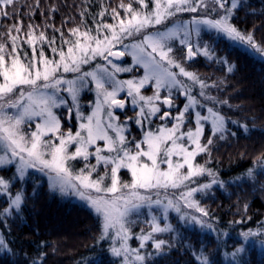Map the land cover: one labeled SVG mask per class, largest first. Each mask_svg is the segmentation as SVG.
Here are the masks:
<instances>
[{
    "label": "snow or ice",
    "instance_id": "6c2138e0",
    "mask_svg": "<svg viewBox=\"0 0 264 264\" xmlns=\"http://www.w3.org/2000/svg\"><path fill=\"white\" fill-rule=\"evenodd\" d=\"M134 2L140 5L139 9L133 7V0H129L127 4L121 0L117 7L110 10L112 19L118 23L109 24L101 19L99 23H96L94 31L86 25L87 9H84L81 12L80 23L69 29L70 35L67 38L61 29L45 24L44 27H51L54 33L61 32L60 47L56 46L57 37L55 35L49 37L46 31H38L39 25L30 23L25 31L22 20L10 25L6 32L0 33V149L5 153L0 155V167L15 164L16 173L21 180L24 179L28 169L36 168L48 175L50 189L59 190L62 194L76 195L85 201L101 219L99 239L104 240L109 237L110 233H114L112 237L114 245L115 241H119L120 246H113L111 252L116 257L123 256V264H144L146 259L138 249L130 248L127 243L131 237V227L135 224V221L129 217L134 212L138 214L143 207H148L150 210V219L147 222L151 231L144 233L142 230L137 237L140 240V247L144 248L146 242L151 241L156 252L163 254L164 246L168 242L157 239L154 234L172 232L174 229L171 224L167 223L162 227L158 216L151 214V210L154 207L159 209L163 219L167 220L170 210L178 214L182 213L180 203L182 201L184 208L194 209L200 213L201 217H206L209 215L208 211L200 207L199 203L193 199V195L196 192L210 189L212 184L221 183L215 179V174L211 169L196 163L195 159L201 153L211 154V146L215 143L213 137L218 135L221 140L226 138L224 135L228 131L226 117L213 107H209V116L196 113L194 131L180 132L178 136L177 132L180 131V125L184 123L185 113L199 102L190 94V88L178 80V74L171 69L178 68L179 75L187 77L194 83H199L200 95L206 101H211L213 104H227L228 102L227 100L219 101L216 97L208 95L204 91L208 86L194 73L186 71L173 58L171 55L174 51L172 42L179 39L182 45L187 44L192 32L199 35L201 26H206L233 41H239L255 49L264 56V46L255 41L252 33L244 34L230 23L233 10L238 7L239 0H231L230 7L224 0H151L150 10L145 0H134ZM209 3L212 5V12L216 10L215 5H219L225 14L220 15L218 19L193 16L191 21H178L171 27L167 26L166 22L178 13H197L200 9L207 12ZM17 5L18 0H0V18L11 19L19 15L16 11ZM30 7L29 15L31 16L35 14V8L39 7V0L34 7ZM9 8L13 9L11 15ZM119 9L123 10V16ZM55 11H57L56 8L50 9V12ZM108 13V7L102 5L98 15L103 18ZM61 23L64 24L65 21ZM157 25H163V30L148 31V29L156 28ZM181 33H183V38H181ZM138 35H142L143 38L131 44H124L125 39ZM45 44L59 56V59H50L46 56L43 47ZM117 44H122L124 51H114ZM24 45L31 48V55ZM63 45H67V51L64 50ZM187 47L188 59L200 52L199 48L193 51L191 44H187ZM125 54L132 55L134 62L145 69V74L138 84L132 80L123 82L115 80L114 72L131 69L113 64L109 57L119 58ZM203 55L209 56L207 48L203 51ZM96 57H101L106 64H97L94 70L82 72V65L90 64ZM107 64H111L114 72L109 71ZM233 67L230 66L228 71H233ZM66 73L77 75L74 79L68 80L63 76ZM88 77L95 82L98 95L93 115L87 118L88 123L80 124L81 131H77L75 135L71 132L66 135L62 133L57 135L60 130V121L53 114L52 109L64 103V100L58 97V93L63 85H67L66 90L71 95L73 105L78 109V95L81 88L88 83ZM150 79L156 81V94L152 97L139 95L140 88ZM106 84L112 85L111 91L106 89ZM124 84L128 86L130 96L133 92L136 93L133 97V104H137L138 100L144 101L145 105L150 106L151 115L160 111L153 101L160 99L159 90L161 88L166 87L171 96V90L179 87L182 94L187 95L188 98V103L178 113L177 123L172 128H161L158 134L146 133L143 141L135 144V150L126 146L125 137L121 134L123 129L109 123L107 127L115 130L117 134L116 139H113L99 119V113L104 105H108L109 108L113 105L124 107V101L116 99L117 92L122 90ZM100 96H103L102 101L99 99ZM163 103L171 107L173 101L165 98ZM79 115L77 111L78 118ZM138 115L144 116L143 107ZM168 115L169 113L165 112L161 119ZM108 116L115 119L111 111L108 112ZM34 117H40L42 123L36 124V131H32L29 137L22 129V125L26 120L31 121ZM94 117L96 118L95 123H93ZM209 119L212 125V135L208 136L207 143H202L204 127L201 121ZM139 122L138 120L137 123ZM232 123L237 122L232 121ZM241 127H244L246 133L249 131L247 126L241 125ZM82 132H86L87 135H82ZM48 133H52L59 140V144L44 140L43 137ZM184 137H187L191 147L185 146L182 142ZM97 140L105 142L104 148L96 147L95 152L90 153L89 145H95ZM73 143L76 144L75 152L70 153L69 145ZM143 145H147V150H144ZM104 151H107L109 155H102ZM90 156H95L96 163H85L78 172H75L74 166L69 164V161L79 158L88 161ZM173 157L181 159L174 160ZM257 160H264V155L258 157ZM162 163L167 164V169L161 168ZM100 165L104 166L103 174L98 173ZM109 167L110 185L105 183L109 178ZM121 169H127L131 174L130 182H121L119 176ZM93 173H97L96 178H93ZM205 173L214 177L211 183L201 184L195 188L188 186L189 182H195L196 177L203 176ZM247 175L254 177V170L249 169ZM221 187H223L222 183ZM9 189L10 182L0 178V193L8 194ZM169 189L187 190L181 191L174 200L168 198ZM160 190H164L166 204L159 198ZM153 191L157 196L155 200L152 198ZM93 192L111 194V196L110 198L104 195L93 196ZM23 200L22 191H18L14 197L10 196L8 208L4 209L3 214L11 215L10 210L13 208L19 211ZM247 207L245 205V210ZM181 220L198 224L202 228H212L211 224L194 215L189 217L188 214H182ZM254 235L255 233L251 230L241 233L245 240ZM7 248L8 245L0 237V249ZM243 251V246L237 248L232 253L233 258ZM197 259L199 264H210L203 252Z\"/></svg>",
    "mask_w": 264,
    "mask_h": 264
},
{
    "label": "trees",
    "instance_id": "16d2710c",
    "mask_svg": "<svg viewBox=\"0 0 264 264\" xmlns=\"http://www.w3.org/2000/svg\"><path fill=\"white\" fill-rule=\"evenodd\" d=\"M120 2L39 0V7L30 16V6L34 7L37 0H18L19 15L0 18V33L22 20L25 31L30 23L39 25L38 31H46L49 37L55 35L56 46L60 47L61 32L54 33L45 24L61 29L67 38L69 29L80 23L81 12L87 9L86 25L94 31L101 19L109 24L118 23L112 19L110 10ZM123 2L127 4L129 0ZM145 2L150 6V0ZM102 5L109 9L103 18L98 15ZM133 7L139 9L140 5L133 0ZM52 8L57 11L50 12ZM8 11L11 15L13 9ZM119 11L123 16V10ZM230 23L244 34L252 33L255 41L264 46V0H239ZM198 42L197 48L202 53H197L190 62L181 45L174 46V58L208 86L204 89L208 95L228 102L213 104L197 93L194 95L202 104L226 117V138L213 137L211 154L201 153L195 159L196 163L211 169L223 187L217 183L196 197L200 207L209 213L203 220L212 225V232L186 227L174 218V231L157 237L168 242L164 253L151 252L144 264H199L197 257L201 252L210 264H264V167H261L264 160H257L264 155V61L213 33H202ZM43 47L48 58H59L47 44ZM63 47L67 51V45ZM24 48L31 55V48L27 45ZM205 48L211 58L203 55ZM230 66H234L231 72ZM178 79L182 80L180 76ZM160 97L174 98L178 108L173 114L184 101L179 91L171 96L161 92ZM66 113L58 112L61 132L72 129ZM241 125L249 131L246 133ZM210 135L212 132L205 125L201 142L207 143ZM126 136L129 148L134 150V143L141 140L140 133L130 125ZM249 169L254 170V177L247 175ZM0 177L10 182L11 194L18 191L24 194L20 210L11 209V215L3 214L10 199L0 196V235L8 245L7 252L0 253V264H118L110 253V242L99 239L101 221L89 208L60 199L50 191L47 180L36 173L20 180L11 166L0 169ZM120 178L130 179L127 171H122ZM202 181L204 178L199 183ZM249 230L255 235L245 240L241 233ZM241 246L244 251L233 258L232 253Z\"/></svg>",
    "mask_w": 264,
    "mask_h": 264
},
{
    "label": "rangeland",
    "instance_id": "374dc122",
    "mask_svg": "<svg viewBox=\"0 0 264 264\" xmlns=\"http://www.w3.org/2000/svg\"><path fill=\"white\" fill-rule=\"evenodd\" d=\"M224 2L227 4V6H229V7L231 6V0H224ZM151 7H152V3L150 2L149 10L151 9ZM215 9H216L215 12H212V5H211V3H209V7H208V11L207 12H205L204 9H200L197 13H189V12L178 13L175 17H173L169 21H167L166 24H167L168 27H171L173 24L177 23L178 21H181V22H183V21H191L193 16L207 17V18H211V19H218L220 15H224L225 14L224 10L220 9L219 5H215ZM209 13H211V15H209ZM163 28H164L163 25H157L156 28L148 29V31L152 32V31H155L156 29L163 30ZM202 33H213L216 36L223 38L224 40H226L228 43L232 44L233 46H236V47H238V48H240V49H242L244 51H247L251 55L255 56L256 58L264 61V56H262L261 53L256 52L255 49H251L247 45L241 44L239 41H233V40L227 38L224 34L218 33L214 29H208L206 26H201V30L199 32V35H197L195 32L191 33V35H190V37H189V39L187 41V44H191L192 45L193 51H196L198 43H199L198 39H199V37H200V35ZM142 38H143L142 35H138V36H135L133 38H127V39L124 40V44H131L134 41L141 40ZM181 38H183V33H181ZM172 43H173V48H174L175 45H181V46L184 47V53H185V58H186V49L188 48L187 44L182 45L180 43L179 39L174 40ZM113 50L114 51H124V47H123L122 44H117L114 47ZM199 53H202V50H200ZM125 55L129 57V61L130 62L128 64L118 65V66L121 67V68H129V69H131L130 71L114 72V69L112 68L111 64H107V67H108L110 72H114L115 80L121 81V82L132 80L134 83L138 84L140 79H142L144 74H145V69L143 68L142 65L137 64V63L134 62L132 55H130V54H125ZM171 55L174 58V51H173V53ZM101 61H103V59L101 57H96V59L91 61L90 64L82 65V72H87V71L94 70L96 68V65L100 64ZM177 62L179 63V61H177ZM105 64H106V62L101 64V65H105ZM171 70L178 74L177 75V79H178L179 76L182 78V80L181 79H178V80L183 81V84L190 88V90H191L190 94L191 95L194 96L197 93L199 96H201L204 99V97L202 95H200V93H201V89L200 88L201 87H200L199 83H194L192 80L188 79L187 77L179 75V69L178 68H172ZM63 76H64L65 79H68V80H71V79L75 78L74 73H66V74H63ZM87 79H88V83L83 88H81V90L79 92V95H78V109H77V106L73 105L71 95L66 90L67 87H68L67 85H63L61 91L58 93V97L62 98L64 100V103L63 104H59L58 107H54L52 109V112L57 117V119L60 121V127H61V120L59 119L58 112L59 111L69 112L68 124L70 125V128H72V129H68L65 132H61V130H59V133H57V135H59L61 133L66 135L69 132H71L73 135H75V133L77 131H81L80 124L81 123H85V124L88 123V119L87 118L89 116L93 115V111L96 108L98 95H97V89H96L95 82H93L91 80V77H88ZM155 84H156V81L154 79H150L148 82H146L144 84L143 87L140 88L139 95L144 96V97H152V96H154L156 94ZM105 87H106V89L108 91L112 90V85L111 84H106ZM174 91H179L180 92V96H181L180 98L182 100H184L183 104L178 109V112L174 114L172 119H168V121L166 120L164 123H162L160 125H153L152 121H153V118L156 116L157 113L155 115H151L150 114V106L149 105H145L144 101L138 100L137 104H133V97L136 96V93L133 92V94L130 96L129 95V88H128V86L126 84L123 85L122 90L117 92L116 99L119 96L124 97L126 95V97H127L126 99H128L127 100V104H126V106H127L126 108L128 109L129 113H125L124 114L122 112L123 115H122V117L119 118L115 114V112H114L112 107L109 108L108 105H104L102 107L100 113H99V119L101 120L102 125L104 126V128L107 131L108 135L110 137H112L113 139H116V135H117L116 131L113 130L112 128H108L107 125L109 123H112L116 127L123 129L121 134L125 137V142H126V146L127 147H129L128 144L130 143V141H127L126 134L130 130V125H133L134 128H136L138 130V132L140 131L141 132V140L140 141H136L134 143L133 148L135 150V144L139 143V142H142L146 133L152 132L154 134H158L161 128H172L173 125L177 123L176 117H177L178 113L184 109L185 104L188 103V98H187V95L182 94V90L179 87L173 88L171 90V93L174 94ZM161 92H166L167 94H169V90L166 87L165 88H161L159 90V94ZM84 95H86V96L83 98ZM194 97L196 98V96H194ZM201 97H200V99H202ZM99 99L102 101L103 100V96H100ZM159 100H154L153 103L157 106V102ZM197 101H198V99H197ZM198 102L199 103L194 105L192 108L189 109V111L187 113H185L184 123L180 125V131L177 132L178 136L180 135V132L186 133L189 130H192V131L195 130V127H196V113L197 112H199L201 114V116H209V113H208L209 106H207V104H205V105L202 104L200 101H198ZM58 103H59V100H58ZM142 107H143V111H144V116L143 117L138 115L141 112V108ZM177 108H178L177 104L174 103V109H177ZM202 108H203V110H202ZM70 109H71V111H70ZM77 111H79V114H80L79 118L77 116ZM109 111L112 112L113 117H115V119H112V118H110L108 116V112ZM95 120H96V118L94 117L93 118V123H95ZM138 120L140 121L139 123H137ZM37 123H42L40 117H34L31 121L26 120L25 123L22 125V129L30 137V133L32 131H36V124ZM201 123H202L204 128H205V125H207L210 128L211 132H212V125H211V120L210 119L209 120H203V121H201ZM82 135L86 136L87 133L86 132H82ZM43 139L44 140H49L51 143L59 144V140L56 139V137L53 136L52 133H48L46 136L43 137ZM201 139H202V137H201ZM182 142L185 144V146L191 147L189 145L188 141H187V137H184ZM104 143L105 142L103 140H97L95 145H89V148H88L89 152L90 153H94L96 147L104 148ZM168 143L170 144V142H168ZM75 148H76V144L75 143L70 144L69 145V152L70 153L75 152ZM143 148H144V150H147V145H143ZM4 154H5L4 151L2 149H0V155H4ZM8 155L10 156V153H8ZM102 155H109V153L107 151H104L102 153ZM112 155H114V153H112ZM173 159L176 160V159H181V158L173 157ZM85 163L95 164L96 163L95 156H90L88 161H84L82 158H79L77 160L69 161V164L74 166V171L75 172H78L81 168H83ZM11 166L14 167L15 172H16L15 164L0 167V169L11 167ZM161 168L162 169H167V164L162 163L161 164ZM122 171H127L128 172L127 169H121L120 173ZM29 173H36V174L40 175L41 177L45 178L47 180V183H48V186H49V189H50L49 177H48V175L45 174V172H41V171L37 170L36 168H30V169L27 170L24 179L27 177V175ZM98 173L99 174H103L104 173V166L103 165L98 166ZM120 173H119V176H120ZM128 174H129L130 179L129 180H127V179L125 180L123 178H120L121 182H130L131 181V174L129 172H128ZM92 175H93V178H96L97 173H93ZM16 176L20 179V177L18 176L17 173H16ZM203 178H204V181L199 183ZM213 178H214L213 176H210L207 173H205L203 176L196 177L195 178V182H189L188 186L191 187V188H195V187H198L201 184H209V183L212 182ZM105 183L109 184V185L111 183V180H110V167H109V178L106 180ZM216 184L217 183L212 184V187L214 185H216ZM186 190L187 189H178V190L169 189L168 190V194H167L168 198H171V199L175 200L180 195L181 191H186ZM50 191L53 194L57 195L62 200H72L74 202H77V203H80V204L84 205L85 207L89 208L96 215V213L93 211V209L90 208L85 201L79 199L78 196L73 195V194H62L59 190L50 189ZM205 191L194 193L193 199L196 200V197L199 194L204 193ZM15 194L13 195L10 192L8 194L0 193V196H5L6 198L10 199V196L14 197ZM92 195L93 196L104 195V196H107L109 198L111 196V194L95 193V192H93ZM152 198H153V200H155L157 198V196L155 194V191L152 192ZM159 198L165 204L167 203V199L165 198L164 190H160ZM180 203H181V207H182V213L178 214L177 212H175L173 210H170L169 213H168L167 220L163 219L162 212L159 209L155 208V207L151 210V214H154V215L158 216L159 222H160L162 227L164 226L165 223H167V224H171L172 228L174 229V225L172 223V220H174V218H175L179 223H181L182 225H184L186 227L196 228V229H201L203 231L212 232L211 231L212 228L211 229L207 228V227L202 228L198 224H194V223H191V222H188V221L181 220V215L182 214H188L189 217L194 215V216L200 217L201 219H203V217H201L200 213L196 212L194 209L184 208L182 201H180ZM13 209H15V208H13ZM129 219L135 221V224L132 225V227H131V237H130V239L127 242L129 247L132 248V249H138L139 252L142 255H144L145 257H147V255H149L151 252L156 253V250L153 248L151 241L146 242V246L144 248H141L140 247V240L137 239V237L141 234L142 230H143L144 233H147V232L151 231L150 226H149V224L147 222L150 219V210H149V208L148 207L141 208L139 210L138 214L134 212L129 217ZM99 220L101 221L100 218H99ZM166 233H168V232L156 233L154 235L157 238L158 236L166 234ZM113 236H114V233H110L109 237L106 238V240H108V242H110V253H111L112 257L114 258V260L117 261L118 264H123V256L116 257L111 252V248L113 246H116V247L120 246L118 240L115 241V245H114V240L112 238ZM0 237H1V235H0ZM6 252H7V249H0V253H6ZM129 258L131 259L132 257H129Z\"/></svg>",
    "mask_w": 264,
    "mask_h": 264
},
{
    "label": "flooded vegetation",
    "instance_id": "af4514ba",
    "mask_svg": "<svg viewBox=\"0 0 264 264\" xmlns=\"http://www.w3.org/2000/svg\"><path fill=\"white\" fill-rule=\"evenodd\" d=\"M125 56V61L123 62V63H118V62H115V61H113V60H111L110 58H109V60H111L112 61V63H114V64H117V65H125V64H128L130 61H129V57L128 56H126V55H124ZM193 59V58H192ZM106 61L105 60H103V61H101V63L100 64H103V63H105ZM77 74H75L74 73V76H76ZM159 95H161V93L159 94ZM127 97H126V95L124 96V97H122V96H119L118 98H117V100H122V101H124V107L123 108H119L118 109V111H114L115 112V114L120 118V117H122V115H123V113L125 114V113H129V111H128V109L126 108L127 106H126V104H127V100L128 99H126ZM165 98H170V97H160V100L157 102V106L160 108V111L159 112H157V114H156V116L153 118V125H160V124H162V123H164L166 120L168 121V119H172V117L174 116V98H170L172 101H173V104H172V106L170 107V106H168V105H166V106H164V104H163V100L165 99ZM161 105H162V108H163V110H161ZM168 108V110L166 111V109ZM114 110V109H113ZM127 111V112H126ZM123 112V113H122ZM165 112H168L169 113V115L167 116V117H164L163 119H161V117L164 115V113ZM66 117H67V120L69 119V112H67L66 113ZM124 122V121H123ZM138 131V130H137ZM139 133H140V135H141V132L139 131Z\"/></svg>",
    "mask_w": 264,
    "mask_h": 264
},
{
    "label": "water",
    "instance_id": "95a60500",
    "mask_svg": "<svg viewBox=\"0 0 264 264\" xmlns=\"http://www.w3.org/2000/svg\"><path fill=\"white\" fill-rule=\"evenodd\" d=\"M187 51H188V48L186 49V60H187V62H190L191 60H192V58L191 59H188L187 58ZM111 60H113V61H115V62H118V63H123L124 61H125V56H122V57H119V58H117V57H109ZM164 104V103H163ZM164 106H166V104H164ZM112 108L114 109V111H118V109L120 108V107H117V106H115V105H113L112 106ZM167 108V107H166ZM168 110V108L166 109V111Z\"/></svg>",
    "mask_w": 264,
    "mask_h": 264
}]
</instances>
